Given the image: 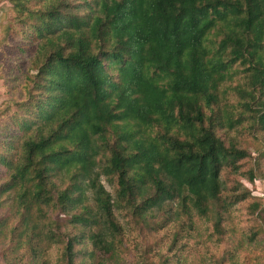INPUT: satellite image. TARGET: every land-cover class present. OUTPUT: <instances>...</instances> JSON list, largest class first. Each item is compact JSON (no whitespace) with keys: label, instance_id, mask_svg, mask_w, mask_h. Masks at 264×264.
<instances>
[{"label":"trees","instance_id":"16d2710c","mask_svg":"<svg viewBox=\"0 0 264 264\" xmlns=\"http://www.w3.org/2000/svg\"><path fill=\"white\" fill-rule=\"evenodd\" d=\"M8 1V36L23 33L35 50L24 94L9 92L0 113V264H140L125 257L122 202L173 228L160 264H187L198 218L207 238L232 230L227 242L247 251L219 264H250L251 252L264 264V200L246 190L229 197L235 189L223 175L237 173L247 153L217 133L219 113H205L218 101L216 75L241 63L248 82L237 92L264 130V0H39L32 9ZM215 28L222 36L213 46ZM250 197L262 221L254 230L235 224ZM191 264L208 263L199 254Z\"/></svg>","mask_w":264,"mask_h":264},{"label":"rangeland","instance_id":"374dc122","mask_svg":"<svg viewBox=\"0 0 264 264\" xmlns=\"http://www.w3.org/2000/svg\"><path fill=\"white\" fill-rule=\"evenodd\" d=\"M39 0H29L25 2L30 9L40 8ZM72 3H79V0H73ZM12 8V4L8 0L0 1V113L4 112L6 107L10 105V99L12 98L9 92L15 96L19 95L21 90L23 91L26 87L28 81L25 79V75H33L34 69H28L27 65L30 63L28 57L34 53L35 42L31 39L23 38V33H15L13 36H8L7 31V17ZM17 25V24H16ZM22 32V31H20ZM10 33V31H9ZM220 32L215 28L213 29L209 36V44L216 46L217 42L221 38ZM245 65L241 63H236L230 66L226 71L220 72L216 75V85L218 86V101L212 105V109L205 108V113L218 114L221 121H224V127L216 129L217 133L222 139L228 144H234L235 147L245 151L247 156L243 158L240 162V169L237 173H230L229 171H224L223 175L230 187H234L235 192L228 194L229 197H233V193H242L244 190L248 191L252 197L264 200V130H260L258 127V122L256 124L255 119L252 118V112L247 111L243 107L244 99L237 92V90H243L247 88V73L243 70ZM12 73L10 82L5 84V79L8 78ZM241 88V89H240ZM22 94V95H23ZM21 95V96H22ZM27 95L22 101H27ZM24 110V106L20 105L18 107V113L21 114ZM11 110H14L12 107ZM17 114V112H16ZM239 122H235L236 119ZM231 124V125H230ZM229 126V127H228ZM156 131V128L153 129ZM149 131V130H148ZM71 131H67L62 139L56 142H66L70 139ZM77 154L79 157L84 158V150L82 146L77 149ZM73 154H69L63 157L60 162L66 163L71 160ZM3 169L0 166V174ZM253 174V179L250 180L249 176ZM100 182L104 187L114 193L115 185L109 181L105 175L101 176ZM250 197L245 202L239 204L237 207L239 211H235V224L245 225L246 227L254 230L256 226L260 224L262 226L261 218L255 217V215L250 214L249 205L253 198ZM187 202L190 207L198 208L201 205L200 198L193 194L187 195ZM115 215L118 217V222L123 227L124 237L123 239L128 240L129 249L125 251V257L127 261L139 262L140 264H160L162 260L170 256L167 253L169 242L166 237L172 233V227H166L160 229V221L162 216L158 217L157 223L151 222V219H141L135 216L133 208L123 203L119 205V208H115ZM53 218V216H52ZM203 219H195V225L199 231H195L196 235H201L199 238L189 239V249L188 258H186L187 264L195 263L198 259V255L202 254L206 256L207 263L211 262L210 255L213 254V261L219 264V261L223 260L225 254L229 251H235L241 254L242 252H247L242 248V250L233 247L230 237H234V232L229 230L228 233L214 232L213 238H207L209 231L203 229ZM207 224L211 225L212 222ZM208 225V226H209ZM231 224L225 226L226 229ZM223 231V227L221 229ZM189 231L182 233L183 236L188 234ZM216 233V234H215ZM182 240V239H181ZM184 240V238H183ZM196 241L197 244H196ZM177 244H180L178 241ZM148 251L147 256L142 251ZM48 253L51 258L56 257V249L51 245L48 248ZM257 253V252H256ZM237 254V256H239ZM255 254L251 252L250 264H253ZM240 264H244V260H240ZM1 263V257H0ZM172 264H175V260Z\"/></svg>","mask_w":264,"mask_h":264}]
</instances>
